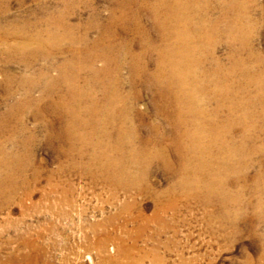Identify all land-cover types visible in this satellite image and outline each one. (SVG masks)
Returning a JSON list of instances; mask_svg holds the SVG:
<instances>
[{
	"label": "rangeland",
	"instance_id": "rangeland-1",
	"mask_svg": "<svg viewBox=\"0 0 264 264\" xmlns=\"http://www.w3.org/2000/svg\"><path fill=\"white\" fill-rule=\"evenodd\" d=\"M65 1L66 2H63V0L62 1L61 0H56V1L55 0H50V1H48V0H0V27H1L0 30L3 29L2 32L4 31L3 33L6 34V32L8 33L9 31H10L9 33L14 32L15 29H19V28L20 29H24V28L27 27V29L29 31V35L33 36V34H34V36H35L36 35V30L39 29V31H40V30H43V29L46 28V26H47L46 23L49 20V18H51L50 15L55 17V16H61L62 14L66 13V14H69V18L67 17V22H69L70 24H73L74 26H77V24L78 25L80 24L78 29L75 32V35L78 36V37H81V36H83L85 34V32H86L85 26L92 19L91 18V17H93L92 15L96 14L97 15V19H98L96 21V23H95L96 24L95 25L96 28H94L95 30L93 29L92 32L89 34L90 41H94L99 36H102V30L101 29H102V26H105V24L107 23L108 17H110L113 14H114L113 16H116V17L118 16L117 20H120V17H121L120 16L121 13L119 12L120 11V9H119L120 3L118 5V2L120 0H116V1L115 0L114 1L113 0H65ZM123 1H125V0H123ZM196 1H197V4L200 6V8L202 10H201V12H197V11L193 12V16L197 15L198 17H201V18L205 17L206 20H204V22H205L204 24L207 25V27L208 26L211 27V22H213V20L214 21H219L220 18H221L220 22L216 26V30H214L218 34H215V32L213 33L214 39L217 40V43H215L216 47L214 46V48H215L214 49V53L215 54H213L214 56L207 58V59H209L208 62H210V63L207 62L208 65H206V68H215L214 64L217 62L219 65H223L221 67H222V69L224 68L225 72H227L228 69L230 70L232 67L236 66L237 69H238L237 74L239 75V77H240L239 73H241V72L243 73V72L246 71L245 73L247 75H256L257 74V76L263 78V80H264V75H263L264 74V59H263L264 58V20H263L264 19V8H262V7H264V0H254L256 2H254L253 0H245L246 2L244 0H231V1H229V0H212L213 2L211 0H199V1L196 0ZM235 3H236V6H235ZM216 4H217V6H216ZM246 5H248L247 8L245 7ZM85 6H87V7H85ZM202 6H205V7H202ZM207 6H209V8H207ZM218 6H220V7H218ZM256 6L259 8V10H258V8ZM115 7H117V8H115ZM228 7H230V9H228ZM235 7H236V9H235ZM65 8L67 10H64ZM204 8H207V9L205 10ZM234 9L236 11H234ZM54 10H56V12ZM144 10L145 9H141V13L140 14H141V16H143V17H141V21H143V24L146 27L152 28L153 33H152V36H151V42H152V40H154L155 44L159 45L160 37H159V35L157 33L160 32V31H158V30H156L154 28L153 22H150V21H152L151 20L152 16H150V13H148V12H146ZM238 10H240V12H238ZM255 10L258 11V12H256ZM214 11H215L216 14L214 13ZM222 11L224 13H222ZM96 12H99V13H96ZM239 13H241V14H239ZM229 15H230V17H229ZM226 16H227V18H226ZM216 17H217V19H216ZM218 17H220V18H218ZM247 17H248V19H247ZM209 18H210V20H208ZM100 20L103 21V22H101ZM29 21L31 22V24H30ZM34 21H35V23L37 25L34 23ZM25 22L26 23L29 22V23L26 24ZM84 23H85V25H84ZM229 23H230V25H229ZM42 24L44 25L43 26L44 28L40 27V26H42ZM14 26H15V28H13ZM29 27H31V28L29 29ZM217 27H218V29H217ZM10 28L12 30H10ZM133 29L134 28H132L131 30H133ZM98 30H99V32H98ZM128 30H130V29H128ZM224 30H225V32H223ZM134 31L133 32L131 31V32H129V34H127L123 30L120 33V30H119V34H121V35H120V38H118L119 36L117 37V40L119 39L118 43H120V42L121 43L130 42L129 43L130 47H128V49L131 51L130 54H132V55L144 52V50L146 51L147 45H148L147 41H146L147 44H145V42H144L145 45L144 44L141 45L142 44L141 40L138 42L137 40H139V38L136 37L137 40H136V38H134V36H139L137 34V30H134ZM3 33L0 34V50L4 48L3 47V38L2 37L5 34H3ZM222 33H224L223 36H222ZM230 34H232V36L235 37L234 43L230 40V36H231ZM157 35H158V38H157ZM222 38H223L224 41L222 40ZM237 38H239V40ZM16 39L17 38L13 37V36L9 37L8 44L9 45L11 44V46H17L19 43H21L22 40H20V39L16 40ZM11 40H12V42H11ZM106 40L107 39H105L103 41V43L105 42L104 45L105 44L107 45L109 43ZM137 42H138V44H136ZM223 42H224V44H223ZM226 42H228V43H226ZM79 45L81 47L80 46H78V47L81 50H83L84 47L81 44H79ZM140 45L142 46V48H141ZM232 45L236 49H234L232 47ZM218 48L220 50H218ZM249 49H251V50H249ZM230 51H231V53H230ZM229 53H230V55H229ZM242 53L245 54V55H243ZM153 54H154V52L150 53V55H149L150 57L148 56V58L146 59V60H150V61L147 62L148 63L147 66H148V70H149L148 72H152L153 70H155L156 66L158 65V62H157V59H156V55H153ZM248 54H250V55H248ZM62 55H64V54H61L60 57L58 58V62L59 63H62V62L66 61V60H68L70 58V56L68 54H65L64 56H62ZM0 57H1L0 61L2 63H3V61L5 63L7 62V61H5V58H3L4 60L2 59V55L1 54H0ZM80 57L84 61H86L82 54H80ZM212 58H213V60H211ZM234 58H235V60H234ZM257 58H259L260 60L259 59L257 60ZM213 61H214V63H213ZM1 62H0V97H1L0 98V116H3L4 114H6L9 111V109L11 108V105H17V103H21V102H23V99H25V92L18 85L19 84L18 79H19L20 75H22L23 73L25 74V68L23 66H21V65H15V64H12V63H9V62H7V64L3 65L4 63L2 64ZM154 63H156V65ZM223 63H225V64H223ZM233 63H234V66L231 65ZM131 64H132L131 63V58H129V59L127 58V62H125V67H124L123 71L121 72V74H122L121 78H122V80H124L123 82H125V83H123V87L124 86L125 87L123 88V91H121V95H123L124 97H127V96L130 97V95L132 96L131 101H129L130 103L128 105L129 106V110H130L129 111V117H131V118H128L129 120H128V123H127L128 125L126 124V129L127 130L131 129L130 131H132V129H133L132 132H135V136H137V137L134 136L135 138H130L129 141H131L133 146L135 145L134 146L135 147V152H137L139 150V152L141 151V153L145 152V150H146V152L150 151V153L161 152L162 147H164V146L167 147L166 148L167 155L169 157H171V160L173 161L172 165L174 166L175 169H172L173 166H170V167L167 166V165L165 166V163L163 161H161V163L163 162L161 164L160 160H155V159L154 160H152V159H148V160H143L142 159V160H140L138 158L139 161H137L138 159L136 158V164H132L131 165L130 163H128L129 166L127 165L129 167V169L131 168L130 171L133 170V172H138V174L141 175V176L143 175L141 177V179H140L141 181L138 182V186H137L136 190L134 189L132 191H126V192L125 191H123V192L122 191H116L115 187L106 184L107 182L105 181L106 180L105 178L107 177V174H104V173H107V172L101 171L102 169H100V167L98 168V166H96V165H95L96 167L94 165H93L94 167L91 166L92 168L91 167L84 168L83 166L86 164L87 161L90 160V158H94L95 162L98 163V164H102V163L104 164V162L106 163V160H105L106 157H110L112 159L114 158L113 161H116L118 159V158H116V157H118V155H111L110 156L107 153V155L105 154V157H104V155H101V154H95V153L93 154L91 148H89V146H88L87 148H88V150L90 152L87 151L86 152L87 154L85 153L87 155V158H86L85 154H83V155H81V153L76 154L77 152L74 154V156H72V157H74L73 159L69 158V156H67L65 154V151H63L64 154L62 153V149L60 148L61 145L59 143L60 140H57V138L54 137V136L52 137L53 139L51 137L49 138L48 135H47V128L45 126L49 125L50 127H54L53 125H56V127L59 128V129H60V127H62V120L59 117L55 118V115H54L53 111L52 112L50 111L54 115V116L52 115V120H53L52 124L48 123V121L51 120V117L50 118L48 117V119H50V120L45 121L44 119L41 118L39 113L34 111V110H33L34 112H32V113H30L31 112V110H30L28 113H23L22 115H19L20 112H18V111L15 112L14 111L16 114L12 113V114H14V117L12 118L13 120L10 119V121L7 122L8 123L7 127H9L8 130H10L11 132L10 131L4 132L3 136L0 138V142L5 144L4 145V151L7 152L8 154L11 152V150L13 152H11L8 157L0 156V159L2 158L1 161H0V166H1L0 168L3 167L2 169H5V168L7 169L8 168V169L13 170L14 173H17V175L15 174L16 177H14L15 180L17 181V183H20L21 186H22V184H26V185L22 186V189H21V192H20L21 194L15 199V200H17L16 202L13 201L11 203V205H9L8 207L5 206L4 209H1V207H0V209H1L0 210V241H1L0 242V264H10L11 262H12L11 264H21V263L24 264L25 262H26L25 264H31V263L32 264H44L45 262H46L45 264H106L108 259L116 258V257H118V255H120V251L122 249L121 248L122 247L121 239H125V238H127V239H125V240H127L126 242H131L130 244L127 243V244H129L127 246L129 248H131L132 251L135 252V253L133 252L132 256H134L133 258L136 260V264H138V263L139 264H155L154 263L155 262L154 261V256L157 255V254L160 255V256L159 255L158 256H159V258H161L163 260L164 264H244L245 260L247 259L246 258L247 256L252 257V259L254 258L253 260H255V261H258L259 258L261 257V254L263 253V250H264V221H263L264 220V217H263L264 216V207L262 206L263 203H264V190L256 182H257V176L260 174V172H261V170L263 168L262 167V163H263L264 156L263 155H256L254 157L253 161H252L253 162V167L250 168L249 170H246L244 176L243 175H239L240 177L242 176V178H239L237 180V176L238 175L235 176V174H232L229 177L230 178V182L228 183L229 186H228L227 191L229 190L230 194L233 192L232 193L233 198L230 200V202H224V203L221 204L220 201H219L220 199H218L216 197L212 198L214 202L212 201V199L206 200L207 199V193H206L207 190L205 188H202V187L197 190L198 191L197 194H195L193 196H190V197H189V194H185L182 191V189H180V190L178 189L174 193L175 197L172 198L173 201L170 199L171 200V202H170L169 201V197H165L162 194L165 195L168 192L167 190H169L172 186H174L180 180V178L182 176L181 175L182 171L180 169L181 166H179V165H181L180 160L182 159L181 156L184 154L183 153L184 151L183 150H178L180 152L181 156H179L180 154L177 151V146H179V144H180V149L182 147L181 141L179 142V140L181 139V136H182V128H181L182 126L179 125V123L176 121L177 120V116L174 114L173 108L170 107L169 105H168V107H166V106L163 105L162 102L159 101L160 95H159L158 91H160V90L157 89V87L153 83H151V81H150V83H148L149 82L148 81L149 80V76L146 75V72L142 73V75L140 74L141 77H137L136 79L133 80V82H131L132 81V79H130L131 78L130 75H132V72H131L132 69L130 68ZM96 65H97L98 68H101V67H103L104 64L101 61H98ZM241 65L243 67H241ZM128 66H129V68H128ZM39 67H41V65L40 66L37 65L35 67V69L32 71L33 74L37 72V69L39 70ZM9 69H11V70H9ZM150 69H152V71ZM258 69L261 70V71H259ZM262 69H263V71H262ZM239 70H240V72H239ZM11 71H12L13 74L11 73ZM22 71H24V72H22ZM15 73H17V74H15ZM85 73L86 74L88 73V74L86 75ZM82 74L83 75L80 78L81 79L80 80V84L82 86H84L85 85L84 83L86 82V79L89 80L88 77L92 78L93 74H92V71H90V70L87 71V72H84ZM5 75L9 76L8 79L9 78L12 79L14 77L15 81L13 80V84H12L11 88H12L13 91L16 90L18 92L17 93L16 91H14L15 95L13 97L9 98V99L7 98V95L5 94L4 86H5V82L7 81V77H5ZM53 75L56 76L57 74L53 73ZM17 76H19V77H17ZM15 78L16 79L18 78L17 81H16ZM126 79H127V81H126ZM81 81H82V83H81ZM138 81H139V84L136 83ZM146 81H147V83H146ZM1 82H2V84H1ZM125 84H128V85H125ZM127 87H129V88H127ZM136 87H137V89H136ZM154 87H156V88H154ZM104 90H105V88H104ZM104 90H101V88L97 90L98 95H99L98 99L100 100V101L97 102V104L98 103L100 104L101 101L103 102V99H104L105 94H106ZM152 90H153V92H152ZM129 91H131L132 93L129 92ZM134 91H135V94H134ZM143 91H144V93H143ZM136 92L137 93L140 92V93H138L139 95L136 94ZM151 92H152V94H151ZM18 95H19V97H18ZM40 96H41L40 90L35 91L33 93V95H32V97H36V98H38ZM16 99H17V101H16ZM134 99H136V100H134ZM12 100H13V102H10ZM134 101H136V102L138 101V102L136 103ZM131 102H133V104ZM152 105H153V107H152ZM215 106H216V103H214L212 105L213 108ZM6 107L8 108V110H7ZM44 107L45 106H42V109ZM119 109L122 110L123 107L120 106ZM13 110H15V109H11L10 111H13ZM131 111L133 113H131ZM148 111H150V113ZM168 111L169 112L171 111V112L169 113ZM29 113H30V115H29ZM25 114H27L28 116L27 115L25 116ZM32 114L33 115L35 114L34 116H36V117L32 116ZM141 115L144 118H142ZM166 115L168 116V118H167ZM33 117L35 119L37 118V120H35ZM134 118H135V120H134ZM146 119H147V121H146ZM17 120H19V121H17ZM171 120H173V121H171ZM174 120L176 121V123H175ZM35 121H37V122H35ZM154 121H157V122L154 123ZM64 122L66 123V121H64ZM9 123H11V124H9ZM25 123H26L27 126L25 125ZM142 124L144 125V127L146 129L142 127L143 126ZM36 125H37V127H36ZM59 125H60V127H59ZM161 126H162V128H161ZM15 128H16V130H15ZM35 128H36V130H35ZM156 128H157L158 131L156 130ZM175 128H177V129H175ZM156 131H157V134H156ZM24 132H26V134ZM53 132H54V130H53ZM55 132H58V131L55 130ZM158 132H160V133H158ZM168 132H170V134ZM175 132H177V133H175ZM34 133H36V134H34ZM238 133H240V132L237 131L235 133V136L237 135L236 136L237 139H240L241 134H238ZM37 134H38V136H36ZM165 134L167 136H165ZM9 135H10V137H9ZM154 135H156V136L159 135V137H156ZM31 136H32V139L30 138ZM33 136H34V140H33ZM2 138H4V139H2ZM158 138H159V140H158ZM20 139H22V140H20ZM174 139H177V140L175 141ZM2 140H4V141H2ZM27 140H28V143H27ZM43 140L45 142H43ZM24 141H26V142H24ZM32 141H34L35 143L37 142V143L36 144L34 142L32 143ZM99 141L102 142V143H107L103 138H100ZM142 141H143V143H142ZM170 142H172V143H170ZM14 143L15 144L18 143V145L16 146ZM22 144H24V145H22ZM147 144L149 146H147ZM153 144H154V146H153ZM262 144H263V141H262V143L261 142L259 143V141H258L256 144H250V147L260 146ZM59 145H60V147H59ZM31 147L33 149H31ZM15 148H16V150H15ZM64 149H68V147L65 146ZM22 151H24V152L21 153ZM26 151H27V153H26ZM14 152L16 154H14ZM18 154H20V155H18ZM126 155L127 154H125L123 156H126ZM27 156H28V158H27ZM79 156H81V157H79ZM33 157H35V158H33ZM59 157L60 158L62 157V158L60 159ZM75 157L78 158V159L75 160ZM183 157H184V155H183ZM6 158H8L10 160H8V161L4 160ZM24 158H26V159H24ZM126 158H127V160H125V161H128L130 159L128 157V155L125 157V159ZM22 160H25V161H22ZM107 160L109 161V159H107ZM2 161H6V163H7L6 166L2 163ZM58 161H60V162H58ZM72 161H74V162H72ZM259 161H260V163H259ZM71 163H74V164H71ZM137 163L139 164V166H138ZM68 164H70L69 167L67 166ZM257 164L259 165V168H258ZM33 165H36V166L34 167ZM81 165H82L83 168L80 167ZM23 166H26V167H23ZM72 166H75V167H72ZM177 167H178V169H177ZM27 168L30 171L29 173H28V169ZM94 169H96V170H94ZM134 169L137 170V171H134ZM256 169H258V170H256ZM75 171L77 173H75ZM57 172H58V174H57ZM172 173H174L175 175L172 174ZM26 174H27V176H26ZM39 174H41V175H39ZM86 174H88V175H86ZM91 174H92L93 178H92ZM254 174H255V176H254ZM20 176H21L22 179L20 178ZM87 176H88V178H87ZM97 176H99V177H97ZM176 176H178L179 178L176 177ZM26 177L28 179H26ZM90 177H91V181L89 179ZM171 177H174V178H171ZM29 179L31 180V182H30ZM101 181H102V183H101ZM35 182H37V183H35ZM97 183H99V185ZM48 184H50V186L53 185L52 187H54V188L51 187L52 188L51 189ZM152 184H154V185H152ZM244 184H245V186H243ZM27 188H30L29 190L32 191V192H29V190ZM109 188L111 189V191H109L110 190ZM249 188H250V191H249ZM140 189H142V190H140ZM152 189H154V190H152ZM259 189H261V190H259ZM33 190H34V192H33ZM135 191H137V192H135ZM177 191H178V193H177ZM117 192H118V195L116 194ZM29 193H30V195H29ZM132 193H134V194H132ZM153 193H154V196H153ZM141 194H142V196H141ZM157 194L163 196L162 198H160V201H159L158 198H154V197H157L156 196ZM237 194L239 195V198H238ZM27 195H29V196H27ZM130 195H132V196H130ZM244 195H246V196H244ZM249 195H250V197H249ZM129 196L131 198H129ZM178 196H179V198H178ZM133 197L134 198L136 197V198L134 199ZM185 198H186V200H185ZM139 199H140V201H138ZM154 199H155V201H154ZM131 200H132V203L130 202ZM246 200H248V201H246ZM1 203L2 202L0 201V204ZM175 203H176V206H175ZM245 203L247 205H244ZM126 204H128V205L126 206ZM159 204H161V206L163 204L162 207H164V210L165 211L167 210V212L162 211L161 214L159 213L160 215L157 216ZM191 204H192V206H191ZM134 205H135V207H134ZM125 206L126 207H130L129 210L125 211L123 214H120L122 212V209ZM171 207H172V209H171ZM165 208H167V209H165ZM205 208H207V209H205ZM119 210H121V211H119ZM130 211H132V212H130ZM139 211H141L142 213L139 212ZM235 211H236V213H235ZM237 212H240V213H237ZM244 212H245V214H244ZM139 213L142 216H144V217L141 218ZM228 213L231 216H229ZM119 214H120V216H119ZM226 214H227L229 219L227 218ZM162 215H163V217L161 218ZM250 216L252 218H250ZM137 218H140V220L137 219ZM144 218H146L147 220L144 219ZM158 218H160V219H158ZM210 218H211L212 222L210 221ZM151 219H152V221H151ZM231 219L233 221H231ZM109 220H111V222ZM117 220H119V221H117ZM157 220H158V222H157ZM169 220H170V222H169ZM234 220L237 221V223ZM159 221H160V223H159ZM161 221H163V222H161ZM174 221H175V223H174ZM217 221H218V223H217ZM205 222H207V223H205ZM230 222L231 223L233 222L232 225L230 224ZM105 223H107V224H105ZM115 223H116V226H115ZM145 223H148V224L150 223V224L148 225V224H145ZM152 223H153V226H152ZM154 223H155V225H154ZM228 223L230 224V226H229ZM102 224H103V226L100 227ZM127 224H129V225H127ZM143 224H145L144 227H143ZM211 224H213V225H211ZM146 225H147L148 231L146 229ZM150 225H151L152 229L150 228ZM106 226H108V227H106ZM172 226H174V227L176 226V227L174 228ZM241 226H242V228H241ZM208 227H210V228H208ZM163 228H165V229H163ZM218 228H221L222 230L221 229L219 230ZM225 228H227V229H225ZM228 228H230V230ZM259 228H260V230H259ZM97 229H98V231H97ZM153 229H156V230H153ZM165 230H167V231H165ZM175 230H177V231H175ZM212 230H213V232H212ZM123 231H125V232L123 233ZM140 231H141V233H140ZM225 231H226V233H225ZM113 232H114V234H113ZM126 233H127V235H126ZM135 233H137V234H135ZM249 233H250V235H249ZM158 234H159V236H158ZM225 234H227V237H226ZM38 236H40V237H38ZM31 237H32L33 240L31 239ZM143 237H144V239H143ZM219 237H221V238H219ZM115 238H116V240H115ZM156 238H159V239H156ZM41 239L43 240V242L41 241ZM102 239H103V241H102ZM118 239H120V240H118ZM26 240H27V242H25ZM118 241H120V242H118ZM99 242L100 243L103 242V244H98ZM133 242H134L135 245H137L135 248L132 247ZM29 243H31V244H29ZM154 246L157 247L156 248V249H158V250H156L157 252L154 251V250L152 251V249H155ZM164 246H166V247H164ZM26 247L27 248L29 247L30 250H29V248L27 249ZM32 248H34V249H32ZM146 250H147V252H146ZM152 252H154V253H152ZM22 253H23V255H21ZM150 253L153 256H151ZM145 254L148 255V256H145ZM12 255H14V256H12ZM29 255L31 257H29ZM138 255H140V256H138ZM24 256H25V259L23 258ZM32 256H33V259H32ZM42 256L45 257V260H44V258ZM256 256H258V257H256ZM14 257L15 258L18 257L17 260ZM39 257L41 258V260L39 259ZM13 258L16 260V262H15V260ZM31 259H32V261H31ZM137 259L139 261H137ZM150 259H152V260H150ZM34 260H36V262L37 261H39V262L36 263ZM135 260H134V263H135ZM42 261H44V262H42ZM104 261H106V262H104ZM122 261H124V262H128L129 261L131 264H133L132 260L130 261L128 259H124Z\"/></svg>",
	"mask_w": 264,
	"mask_h": 264
},
{
	"label": "bare ground",
	"instance_id": "bare-ground-1",
	"mask_svg": "<svg viewBox=\"0 0 264 264\" xmlns=\"http://www.w3.org/2000/svg\"><path fill=\"white\" fill-rule=\"evenodd\" d=\"M50 1V0H48ZM56 1V0H55ZM62 1V0H61ZM114 1V0H113ZM116 1V0H115ZM199 1V0H198ZM212 1V0H211ZM231 1V0H229ZM245 1V0H244ZM254 1V0H253ZM63 2H66L63 0ZM71 2V1H70ZM91 2V1H90ZM204 2V1H203ZM213 2V1H212ZM211 2V3H212ZM235 2V1H234ZM246 2V1H245ZM250 2V1H249ZM256 2V1H254ZM60 3V2H59ZM69 3V2H68ZM112 3V2H111ZM115 3V2H114ZM120 3V5H119ZM224 3V2H223ZM231 3V2H230ZM240 3V2H239ZM243 3V2H242ZM63 4V3H62ZM206 4V3H205ZM210 4V3H209ZM208 4V5H209ZM213 4V3H212ZM228 4V3H227ZM226 4V5H227ZM66 5V4H65ZM83 5V4H82ZM121 17L120 20H117L118 16L111 15L108 17V21L105 26H102V36H99L94 41H90L89 34L95 27V23L98 20L97 15L94 14L91 17L92 19L85 26V34L81 37L75 35L76 30L79 25L74 26L67 22V17L69 14H62L61 16H51L47 21V26L43 30H36V35H29V31L26 28L24 29H15L12 33H3L0 30V34H5L3 38V49L0 50L2 59L5 58V61L21 65L25 68V74L17 76L19 77V87L22 88L25 92V99L23 102L17 103V105H11L9 111L0 116V138L3 136V133L8 130V123L10 119L14 117L15 112H20L19 115L23 113H28L30 110L32 112L36 111L39 113L42 119L48 121V117H51V120L48 123H53L52 120V111L56 117H59L62 120V127L57 128L45 126L47 128L48 137L52 138L53 136L60 140L59 147L69 158H74V154L81 153L85 154L89 148H91L93 154L104 155H118L116 161H113L114 158L106 157V163L98 164L95 162L94 158H90L89 161L83 166L84 168H89L91 166H98L101 171L107 172V177L105 178L106 184L115 187L116 191H132L136 190L138 182L141 181V175L138 172L130 171L128 163L136 164V158L140 160H160L165 163V166H173L171 157L167 155L166 148L162 147L161 152H135V145L131 143L130 138H135V132L126 129V124L128 123L129 117V101H131L132 96L130 95L124 97L121 95L123 91V82L121 78V72L125 67V62L127 58H131V69L132 75L130 79L133 82L137 77H141L140 74L146 72V75L149 76V82L153 83L157 89H159L160 99L159 101L163 103L164 106L173 108L174 114L177 116V122L182 128V136L179 142L181 141L182 147L180 149V144L177 146L178 150H183L184 153L181 162V178L180 180L172 186L168 192L163 196L169 197L171 202L172 198L175 197L174 193L176 190L182 189L185 194L193 196L198 193L199 188H205L207 190V199L210 200L214 197L220 199V203L230 202L233 198L232 193H229L228 186L230 182V176L235 174L237 180L240 177L239 175H245L246 170H249L253 167V159L256 155L264 156V80L263 78L256 75H247L245 72H241L240 77L237 74L238 69L234 66V63L231 64L232 67L225 72L224 68L217 62L214 64L215 68H206L208 57L214 56V46L217 43V40L214 39L213 33L216 30V26L221 20L211 22V27L205 25L204 20L206 18L198 17L197 15L193 16V12H201L200 6L197 4L196 0H120L118 2ZM245 5V4H244ZM250 5V4H249ZM63 6V5H62ZM67 6V5H66ZM77 6V5H76ZM79 6V5H78ZM93 6V5H92ZM217 6V4H216ZM231 6V5H230ZM236 6V3H235ZM238 6V5H237ZM248 5L245 7L247 8ZM254 6V5H253ZM65 7V6H64ZM87 7V6H85ZM91 7V6H90ZM205 7V6H202ZM220 7V6H218ZM240 7V6H239ZM257 7V6H256ZM262 7V6H261ZM67 8V7H66ZM64 10H67V9ZM79 8V7H78ZM117 8V7H115ZM209 8V6H207ZM207 8H204L205 10ZM215 8V7H214ZM238 8V7H237ZM242 8V7H241ZM245 8V9H246ZM250 8V7H249ZM255 8V7H254ZM253 8V9H254ZM258 8V7H257ZM264 8V7H262ZM60 9V8H59ZM58 9V10H59ZM62 9V8H61ZM114 9V8H113ZM141 9L150 13L153 26L159 37V45L155 44V41L152 40V28H148L141 21ZM220 9V8H219ZM224 9V8H223ZM230 9V7H228ZM236 9V7H235ZM234 9V11H236ZM244 9V8H243ZM251 9V8H250ZM81 10V9H80ZM222 10V9H221ZM220 10V11H221ZM227 10V9H226ZM225 10V11H226ZM259 10V8H258ZM56 12V10H54ZM114 11V10H113ZM208 11V10H207ZM210 11V10H209ZM213 11V10H212ZM256 11V10H255ZM46 12V11H45ZM58 12V11H57ZM61 12V11H60ZM59 12V13H60ZM73 12V11H72ZM117 12V11H116ZM143 12V11H142ZM231 12V11H230ZM240 12V10H238ZM242 12V11H241ZM245 12V11H244ZM252 12V11H251ZM258 12V11H256ZM75 13V12H74ZM73 13V14H74ZM99 13V12H96ZM215 13V11H214ZM222 13H224L222 11ZM235 13V12H234ZM249 13V12H248ZM48 14V13H47ZM46 14V15H47ZM78 14V13H77ZM111 14V13H110ZM212 14V13H211ZM210 14V15H211ZM216 14V13H215ZM238 14V13H237ZM241 14V13H239ZM245 14V13H244ZM243 14V15H244ZM254 14V13H253ZM260 14V13H259ZM57 15V14H56ZM60 15V14H59ZM205 15V14H204ZM213 15V14H212ZM211 15V16H212ZM246 15V14H245ZM250 15V14H249ZM208 16V15H207ZM210 16V17H211ZM225 16V15H224ZM228 16V15H227ZM226 16V18H227ZM240 16V15H239ZM261 16V15H260ZM49 17V16H48ZM76 17V16H75ZM196 17V18H195ZM213 17V16H212ZM211 17V18H212ZM230 17V15H229ZM237 17V16H236ZM235 17V18H236ZM149 18V17H148ZM215 18V17H214ZM213 18V19H214ZM243 18V17H242ZM255 18V17H254ZM145 19V18H144ZM143 19V20H144ZM197 19V20H196ZM217 19V17H216ZM234 19V18H233ZM238 19V18H237ZM248 19V17H247ZM102 20V19H101ZM100 20V21H101ZM106 20V19H105ZM148 20V19H147ZM197 22H196V21ZM210 20V18L208 19ZM229 20V19H228ZM246 20V19H245ZM264 20V19H263ZM24 21V20H23ZM40 21V20H39ZM38 21V22H39ZM149 21V20H148ZM212 21V20H211ZM240 21V20H239ZM30 22V21H29ZM27 22V23H29ZM78 22V21H77ZM103 22V21H101ZM223 22V21H222ZM229 22V21H228ZM233 22V21H232ZM256 22V21H255ZM26 23V22H25ZM26 23V24H27ZM35 23V21H34ZM145 23V22H144ZM207 23V22H206ZM239 23V22H238ZM22 24V23H21ZM31 24V22H30ZM36 24V23H35ZM40 24V23H39ZM149 24V23H148ZM247 24V23H246ZM254 24V23H253ZM12 25V24H11ZM14 25V24H13ZM23 25V24H22ZM37 25V24H36ZM76 25V24H75ZM85 25V23H84ZM220 25V24H219ZM225 25V24H224ZM227 25V24H226ZM230 25V23H229ZM233 25V24H232ZM251 25V24H250ZM29 26V25H28ZM44 25L42 24L43 27ZM255 26V25H254ZM257 26V25H256ZM21 27V26H20ZM33 27V26H32ZM36 27V26H35ZM82 27V26H81ZM120 29H119V28ZM239 27V26H238ZM248 27V26H247ZM259 27V26H258ZM1 28V27H0ZM15 28V26L13 27ZM31 27H29L30 29ZM38 28V27H37ZM36 28V29H37ZM44 28V27H43ZM101 28V27H100ZM130 30H128V29ZM134 28L133 30H131ZM8 29V28H7ZM34 29V28H33ZM32 29V30H33ZM41 29V28H40ZM83 29V28H82ZM120 33L123 30L127 34L137 30L139 36V42L141 40L142 44H147V49L144 52L139 54H130V42L128 43H118L120 38ZM218 29V27H217ZM222 29V28H221ZM231 29V28H230ZM236 29V28H235ZM241 29V28H240ZM246 29V28H245ZM10 30H12L10 28ZM95 30V29H94ZM100 30V29H99ZM98 30V32H99ZM242 30V29H241ZM31 31V30H30ZM34 31V30H33ZM79 31V30H78ZM77 31V32H78ZM32 32V31H31ZM83 32V31H82ZM97 32V33H98ZM135 32V31H134ZM225 32V30L223 31ZM227 32V31H226ZM231 32V31H230ZM241 32V31H240ZM96 33V34H97ZM155 33V34H156ZM234 33V32H233ZM236 33V32H235ZM247 33V32H246ZM123 34V33H122ZM134 34V33H133ZM136 34V33H135ZM154 34V35H155ZM215 34H218L215 32ZM224 33H222L223 36ZM238 34V33H237ZM100 35V34H99ZM157 35V38H158ZM230 40L234 43L235 37L230 34ZM249 35V34H248ZM253 35V34H252ZM16 37L18 40H22L17 46H11L8 44L9 37ZM133 36V35H132ZM156 36V35H155ZM245 36V35H244ZM251 36V35H250ZM249 36V37H250ZM253 37V36H252ZM123 38V37H122ZM121 38V39H122ZM132 38V37H131ZM225 38V37H224ZM240 38V37H239ZM239 38H237L239 40ZM14 39V38H13ZM16 39V40H17ZM107 39L109 43L104 45L103 41ZM155 39V38H154ZM219 39V38H218ZM246 39V38H245ZM220 40V39H219ZM223 40V38H222ZM250 40V39H249ZM248 40V41H249ZM124 41V40H123ZM130 41V40H129ZM224 41V40H223ZM237 41V40H236ZM12 42V40H11ZM138 42L136 44H138ZM219 42V41H218ZM231 42V43H232ZM157 43V42H156ZM221 43V42H220ZM228 43V42H226ZM232 43V44H233ZM246 43V42H245ZM81 44L84 48L81 50L78 46ZM140 44V43H139ZM144 44V45H145ZM224 44V42H223ZM230 44V43H229ZM236 44V43H235ZM140 45V46H141ZM227 45V44H226ZM238 45V44H237ZM244 45V44H243ZM249 45V44H248ZM222 46V45H221ZM225 46V45H224ZM223 46V47H224ZM228 46V45H227ZM241 46V45H240ZM81 47V46H80ZM138 47V46H137ZM216 47V46H215ZM233 47V45H232ZM242 47V46H241ZM251 47V46H250ZM134 48V47H133ZM142 48V46H141ZM140 48V49H141ZM222 48V47H221ZM234 48V47H233ZM217 49V48H216ZM236 49V48H234ZM247 49V48H246ZM142 50V49H141ZM218 50H220L218 48ZM245 50V49H244ZM251 50V49H249ZM138 51V50H137ZM234 51V50H233ZM156 55L158 65L156 69L152 72H148V61L146 60L150 53ZM217 52V51H216ZM244 52V51H243ZM138 53V52H137ZM231 53V51H230ZM229 53V55H230ZM237 53V52H236ZM246 53V52H245ZM248 53V52H247ZM254 53V52H253ZM256 53V52H255ZM61 54H68L70 58L62 63L58 62V58ZM80 54L83 55L84 61ZM243 54V53H242ZM62 55V56H64ZM219 55V54H218ZM245 55V54H243ZM242 55V56H243ZM250 55V54H248ZM61 56V57H62ZM150 57V56H149ZM227 57V56H226ZM230 57V56H229ZM234 57V56H233ZM237 57V56H236ZM260 57V56H259ZM1 58V57H0ZM215 58V57H214ZM154 59V58H153ZM225 59V58H224ZM229 59V58H228ZM259 58H257L258 60ZM264 59V58H263ZM4 60V59H3ZM63 60V59H62ZM213 60V58L211 59ZM232 60V59H231ZM235 60V58H234ZM260 60V59H259ZM101 61L104 65L101 68L97 67V62ZM130 61V60H129ZM226 61V60H225ZM233 61V60H232ZM251 61V60H250ZM1 62V61H0ZM3 61V65L7 64ZM241 62V61H240ZM210 63V62H208ZM214 63V61H213ZM232 63V62H231ZM257 63V62H256ZM129 64V63H128ZM151 64V63H150ZM156 65V63H154ZM225 64V63H223ZM37 65H41L39 70L33 74V70ZM86 65V66H85ZM99 65V64H98ZM127 65V64H126ZM230 65V66H231ZM240 65V64H239ZM10 66V65H9ZM102 66V65H101ZM150 66V65H149ZM245 66V65H244ZM153 67V66H152ZM241 67H243L241 65ZM250 67V66H249ZM257 67V66H256ZM9 68V67H8ZM18 68V67H17ZM20 68V67H19ZM129 68V66H128ZM150 68V67H149ZM229 68V67H228ZM253 68V67H252ZM263 68V67H262ZM154 69V68H153ZM11 70V69H9ZM92 71L93 77L86 79L85 85L80 84V78L82 73L87 71ZM253 70V69H252ZM259 70V69H258ZM261 71V70H259ZM263 71V69H262ZM4 72V71H3ZM24 72V71H22ZM240 72V70H239ZM12 73V71H11ZM53 73L57 75L54 76ZM89 73V72H88ZM87 73V74H88ZM257 73V72H256ZM9 74V73H8ZM13 74V73H12ZM17 74V73H15ZM14 74V75H15ZM19 74V73H18ZM33 74V75H32ZM86 74V73H85ZM86 74V75H87ZM237 74V75H236ZM251 74V73H250ZM255 74V73H254ZM259 74V73H258ZM91 75V74H90ZM145 75V76H146ZM260 75V74H259ZM264 75V74H263ZM89 76V75H88ZM239 78H238V77ZM5 82V94L7 98H11L15 95L16 90H12L11 86L13 84L14 77L8 79ZM125 77V76H124ZM143 77V76H142ZM87 78V77H86ZM107 78V79H106ZM148 78V77H147ZM16 79V78H15ZM16 79V81H17ZM141 79V78H140ZM139 79V80H140ZM143 79V78H142ZM106 80V81H105ZM4 81V80H3ZM2 81V82H3ZM15 81V80H14ZM127 81V79H126ZM130 81V80H129ZM1 82V84H2ZM84 82V81H83ZM142 82V81H141ZM140 82V83H141ZM145 82V81H144ZM82 83V81H81ZM139 84V81L136 82ZM147 83V81H146ZM15 84V83H14ZM135 84V83H134ZM133 84V85H134ZM4 85V84H3ZM16 85V84H15ZM14 85V86H15ZM128 85V84H125ZM149 85V84H148ZM137 86V85H136ZM2 87V86H1ZM18 87V88H19ZM139 87V86H138ZM141 87V86H140ZM154 87V88H156ZM14 88V87H13ZM19 88V89H20ZM104 90L105 88V97L101 105L97 102L98 99L97 90ZM129 88V87H127ZM134 88V87H133ZM142 88V87H141ZM140 88V89H141ZM18 89V90H19ZM137 89V87H136ZM143 89V88H142ZM145 89V88H144ZM152 89V88H151ZM37 90H40L41 96L36 98L32 97L33 93ZM103 91V92H104ZM141 91V90H140ZM151 91V90H150ZM149 91V92H150ZM156 91V90H155ZM3 92V91H2ZM17 92V91H16ZM131 92V91H129ZM142 92V91H141ZM153 92V90H152ZM151 92V94H152ZM18 93V92H17ZM21 93V92H20ZM132 93V92H131ZM140 93V92H138ZM136 92V94H138ZM144 93V91H143ZM123 94V93H122ZM135 94V91H134ZM150 94V95H151ZM5 95V96H6ZM125 95V94H124ZM128 95V94H127ZM139 95V94H138ZM17 96V95H16ZM143 96V95H142ZM152 96V95H151ZM19 97V95H18ZM103 97V96H102ZM136 97V96H135ZM138 97V96H137ZM1 98V97H0ZM5 98V97H4ZM152 98V97H151ZM6 99V98H5ZM7 99V100H8ZM98 99V100H97ZM101 99V98H100ZM137 99V98H136ZM134 99V100H136ZM157 99V98H156ZM153 100V99H152ZM15 101V100H14ZM17 101V99H16ZM133 101V100H132ZM7 102V101H6ZM10 102H13L10 101ZM136 102V101H134ZM138 102V101H137ZM136 102V103H137ZM152 102V101H151ZM133 104V102H131ZM216 103V106L213 108L212 105ZM6 104V103H5ZM15 104V103H14ZM153 104V103H152ZM160 104V103H159ZM7 105V104H6ZM5 105V106H6ZM162 105V106H163ZM42 106H45L42 109ZM123 109H119V107ZM135 106V105H134ZM151 106V105H150ZM163 106V107H164ZM153 107V105H152ZM151 107V108H152ZM7 108V107H6ZM131 108V107H130ZM150 108V107H149ZM165 108V107H164ZM171 108V109H172ZM11 109H15L10 111ZM41 109V110H40ZM155 109V108H154ZM8 110V108H7ZM34 110V111H33ZM151 110V109H150ZM160 110V109H159ZM165 110V109H164ZM15 111V112H14ZM51 111V112H50ZM136 111V110H135ZM156 111V110H155ZM127 112V113H126ZM150 113V111H148ZM164 112V111H163ZM167 112V111H166ZM169 112V111H168ZM171 112V111H170ZM169 112V113H170ZM29 113V115H30ZM131 113H133L131 111ZM159 113V112H158ZM2 114V113H1ZM16 114V113H15ZM141 114V113H140ZM143 114V113H142ZM147 114V113H146ZM145 114V115H146ZM165 114V113H164ZM18 115V116H19ZM27 114H25L26 116ZM35 115V114H34ZM32 114V116H34ZM53 115V116H54ZM134 115V114H133ZM139 115V114H138ZM150 115V114H149ZM163 115V114H162ZM161 115V116H162ZM169 115V114H168ZM17 116V115H16ZM28 116V115H27ZM131 116V115H130ZM142 116V115H141ZM152 116V115H151ZM156 116V115H155ZM164 116V115H163ZM167 116V115H166ZM165 116V117H166ZM36 117V116H34ZM33 117V118H34ZM40 118V119H41ZM138 118V117H137ZM142 118H144L142 116ZM162 118V117H161ZM168 118V116H167ZM35 119V118H34ZM149 119V118H148ZM166 119V118H165ZM13 120V119H12ZM37 120V118L35 119ZM39 120V119H38ZM135 120V118H134ZM137 120V119H136ZM141 120V119H140ZM161 120V119H160ZM16 121V120H15ZM19 121V120H17ZM25 121V120H24ZM66 121V123L64 122ZM133 121V120H132ZM147 121V119H146ZM166 121V120H165ZM173 121V120H171ZM170 121V122H171ZM175 121V120H174ZM175 121V123H176ZM22 122V121H21ZM26 122V121H25ZM37 122V121H35ZM65 124H64V123ZM137 122V121H136ZM157 121H154V123ZM167 122V121H166ZM12 123V122H11ZM9 123V124H11ZM55 123V122H54ZM149 123V122H148ZM161 123V122H160ZM168 123V122H167ZM166 123V124H167ZM15 124V123H14ZM37 124V123H36ZM39 124V123H38ZM165 124V123H164ZM172 124V123H171ZM26 125V123H25ZM45 125V124H44ZM128 125V124H127ZM137 125V124H136ZM143 125V124H142ZM156 125V124H155ZM162 125V124H161ZM168 125V124H167ZM13 126V125H12ZM16 126V125H15ZM18 126V125H17ZM23 126V125H22ZM27 126V125H26ZM40 126V125H39ZM21 127V126H20ZM37 127V125H36ZM131 127V126H130ZM129 127V128H130ZM143 128L144 125L142 126ZM150 127V126H149ZM153 127V126H152ZM151 127V128H152ZM159 127V126H158ZM177 127V126H176ZM179 127V128H180ZM11 128V127H10ZM27 128V127H26ZM42 128V127H41ZM162 128V126H161ZM166 128V127H165ZM164 128V129H165ZM172 128V127H171ZM170 128V129H171ZM180 128V129H181ZM12 129V128H11ZM22 129V128H21ZM28 129V128H27ZM33 129V128H32ZM146 129V128H145ZM144 129V130H145ZM159 129V128H158ZM163 129V130H164ZM169 129V130H170ZM174 129V128H173ZM177 129V128H175ZM16 130V128H15ZM20 130V129H19ZM36 130V128H35ZM45 130V129H44ZM55 132L57 130L58 132ZM157 130V128H156ZM160 130V129H159ZM162 130V129H161ZM168 130V129H167ZM29 131V130H28ZM149 131V130H148ZM151 131V130H150ZM158 131V130H157ZM156 131V134H157ZM165 131V130H164ZM177 131V130H176ZM240 132V139H237L236 132ZM11 132V131H10ZM40 132V131H39ZM8 133V132H7ZM6 133V134H7ZM26 134V132H24ZM33 133V132H32ZM155 133V132H154ZM160 133V132H158ZM170 134V132H168ZM177 133V132H175ZM181 133V132H180ZM16 134V133H15ZM24 134V135H25ZM36 134V133H34ZM33 134V135H34ZM45 134V133H44ZM153 134V133H152ZM173 134V133H172ZM13 135V134H12ZM28 135V134H27ZM30 135V134H29ZM137 135V134H136ZM163 135V134H162ZM174 135V134H173ZM8 136V135H7ZM23 136V135H22ZM38 136V134L36 135ZM132 136V137H131ZM135 136V137H134ZM144 136V135H143ZM149 136V135H148ZM156 136V135H154ZM165 136H167L165 134ZM5 137V136H4ZM10 137V135H9ZM12 137V136H11ZM16 137V136H15ZM20 137V136H19ZM26 137V136H25ZM156 137H159L156 136ZM164 137V136H163ZM162 137V138H163ZM170 137V136H169ZM175 137V136H174ZM173 137V138H174ZM239 137V136H238ZM13 138V137H12ZM11 138V139H12ZM24 138V137H23ZM32 139V136L30 137ZM37 138V137H36ZM39 138V137H38ZM43 138V137H42ZM100 138H103L107 143H102L99 141ZM149 138V137H148ZM154 138V137H153ZM165 138V137H164ZM178 138V137H177ZM180 138V137H179ZM4 139V138H2ZM8 139V138H7ZM10 139V138H9ZM16 139V138H15ZM14 139V140H15ZM53 139V138H52ZM138 139V138H137ZM22 140V139H20ZM34 140V136H33ZM36 140V139H35ZM56 140V139H55ZM141 140V139H140ZM151 140V139H150ZM159 140V138H158ZM164 140V139H163ZM166 140V139H165ZM175 141L177 139H174ZM4 141V140H2ZM37 141V140H36ZM39 141V140H38ZM135 141V140H134ZM146 141V140H145ZM167 141V140H166ZM170 141V140H169ZM263 141V144L260 146L250 147V144H256ZM12 142V141H11ZM10 142V143H11ZM26 142V141H24ZM34 141H32L33 143ZM43 142H45L43 140ZM52 142V141H51ZM148 142V141H147ZM174 142V141H173ZM178 142V143H179ZM6 143V142H5ZM23 143V142H22ZM28 143V140H27ZM31 143V144H32ZM35 143V142H34ZM37 143V142H36ZM35 143V144H36ZM49 143V142H48ZM54 143V142H53ZM136 143V142H135ZM141 143V142H140ZM143 143V141H142ZM172 143V142H170ZM15 144V143H14ZM52 144V143H51ZM55 144V143H54ZM53 144V145H54ZM145 144V143H144ZM156 144V143H155ZM159 144V143H158ZM4 145L0 142V156L8 157L11 152L8 154L4 151ZM16 146L18 145L15 144ZM24 145V144H22ZM141 145V144H140ZM157 145V144H156ZM169 145V144H168ZM249 145V146H248ZM27 146V145H26ZM25 146V147H26ZM67 146L68 149H64ZM139 146V145H138ZM147 146H149L147 144ZM154 146V144H153ZM152 146V147H153ZM160 146V145H159ZM24 147V148H25ZM176 147V146H175ZM179 147V148H178ZM23 148V147H22ZM28 148V147H27ZM143 148V147H142ZM145 148V147H144ZM12 149V148H11ZM18 149V148H17ZM29 149V148H28ZM27 149V150H28ZM31 149H33L31 147ZM64 149V150H63ZM152 149V148H151ZM158 149V148H157ZM175 149V148H174ZM16 150V148H15ZM19 150V149H18ZM26 150V149H25ZM60 150V149H59ZM142 150V149H141ZM20 151V150H19ZM61 151V150H60ZM170 151V150H169ZM173 151V150H172ZM22 151L21 153H23ZM32 152V151H31ZM90 152V151H89ZM171 152V151H170ZM20 153V152H19ZM27 153V151H26ZM35 153V152H34ZM14 154H16L14 152ZM64 154V153H63ZM87 154V153H86ZM85 154V155H86ZM127 154L130 158L128 161ZM20 155V154H18ZM27 155V154H26ZM33 155V154H32ZM35 155V154H34ZM61 155V154H60ZM65 155V156H66ZM171 155V154H170ZM15 156V155H14ZM36 156V155H35ZM64 156V155H63ZM71 156V157H70ZM91 156V155H90ZM89 156V157H90ZM178 156V155H177ZM13 157V156H12ZM81 157V156H79ZM83 157V156H82ZM92 157V156H91ZM95 157V156H94ZM175 157V156H174ZM258 157V156H257ZM28 158V156H27ZM31 158V157H30ZM35 158V157H33ZM60 158V157H59ZM62 158V157H61ZM60 158V159H61ZM87 158V155H86ZM101 158V157H100ZM2 159V158H1ZM0 159V161H1ZM14 159V158H13ZM21 159V158H20ZM23 159V158H22ZM26 159V158H24ZM32 159V158H31ZM64 159V158H63ZM67 159V158H66ZM78 159L75 157V160ZM81 159V158H80ZM99 159V158H98ZM109 159V161L107 160ZM139 159L137 161H139ZM6 161L10 160L8 158L4 159ZM103 160V159H102ZM101 160V161H102ZM175 160V159H174ZM6 161L2 163L6 166ZM19 161V160H18ZM25 161V160H22ZM33 161V160H32ZM66 161V160H65ZM78 161V160H77ZM76 161V162H77ZM150 161V160H149ZM148 161V162H149ZM11 162V161H10ZM16 162V161H15ZM27 162V161H26ZM25 162V163H26ZM60 162V161H58ZM74 162V161H72ZM113 162V163H112ZM162 162V163H163ZM179 162V161H178ZM257 162V161H256ZM9 163V162H8ZM20 163V162H19ZM24 163V162H23ZM22 163V164H23ZM29 163V162H28ZM31 163V162H30ZM69 163V162H68ZM82 163V162H81ZM161 163V164H162ZM260 163V161H259ZM34 164V163H33ZM74 164V163H71ZM138 164V163H137ZM145 164V163H144ZM174 164V163H173ZM178 164V163H177ZM176 164V165H177ZM24 165V164H23ZM31 165V164H30ZM63 165V164H62ZM128 165V166H127ZM150 165V164H149ZM155 165V164H154ZM258 165V164H257ZM11 166V165H10ZM13 166V165H12ZM28 166V165H27ZM34 167L36 165H33ZM32 166V167H33ZM61 166V165H60ZM68 167L70 164L67 165ZM93 166V167H94ZM95 166V167H96ZM135 166V165H134ZM139 166V164H138ZM144 166V165H143ZM1 167V166H0ZM17 167V166H16ZM19 167V166H18ZM26 167V166H23ZM22 167V168H23ZM65 167V166H64ZM75 167V166H72ZM79 167V166H78ZM82 167V165L80 166ZM82 167V168H83ZM128 167V168H127ZM145 167V166H144ZM262 170L257 176V184L264 190V159L262 163ZM3 168V167H2ZM0 168V204L1 209H4L5 206L11 205L21 193L23 185L17 183L14 177L15 174L11 169H2ZM29 168V167H28ZM27 168V169H28ZM59 168V167H58ZM77 168V167H76ZM92 168V167H91ZM140 168V167H139ZM138 168V169H139ZM167 168V167H166ZM259 168V165H258ZM97 169V168H96ZM94 169V170H96ZM172 169H175L174 166ZM171 169V170H172ZM178 169V167H177ZM15 170V169H14ZM23 170V169H22ZM31 170V169H30ZM85 170V169H84ZM89 170V169H88ZM93 170V169H92ZM148 170V169H147ZM254 170V169H253ZM258 170V169H256ZM20 171V170H19ZM33 171V170H32ZM31 171V172H32ZM80 171V170H79ZM83 171V170H82ZM134 171H137L134 169ZM174 171V170H173ZM180 171V170H179ZM24 172V171H23ZM28 169V173H29ZM41 172V171H40ZM39 172V173H40ZM60 172V171H59ZM68 172V171H67ZM71 172V171H70ZM88 172V171H87ZM90 172V171H89ZM98 172V171H97ZM100 172V171H99ZM176 172V171H175ZM178 172V171H177ZM75 173H77L75 171ZM81 173V172H80ZM83 173V172H82ZM92 173V172H91ZM165 173V172H164ZM21 174V173H20ZM32 174V173H31ZM58 174V172H57ZM61 174V173H60ZM66 174V173H65ZM64 174V175H65ZM71 174V173H70ZM89 174V173H88ZM86 174V175H88ZM99 174V173H98ZM147 174V173H146ZM168 174V173H167ZM174 174V173H172ZM179 174V173H178ZM23 175V174H22ZM21 175V176H22ZM34 175V174H33ZM41 175V174H39ZM67 175V174H66ZM82 175V174H81ZM170 175V174H169ZM175 175V174H174ZM180 175V174H179ZM20 176V178H21ZM27 176V174H26ZM51 176V175H50ZM59 176V175H58ZM61 176V175H60ZM84 176V175H83ZM90 176V175H89ZM92 176V174H91ZM146 176V175H145ZM255 176V174H254ZM23 177V176H22ZM32 177V176H31ZM55 177V176H54ZM57 177V176H56ZM99 177V176H97ZM105 177V176H104ZM178 177V176H176ZM25 178V177H24ZM33 178V177H32ZM38 178V177H37ZM40 178V177H39ZM88 178V176H87ZM93 178V176H92ZM174 178V177H171ZM179 178V177H178ZM251 178V177H250ZM22 179V178H21ZM26 179H28L26 177ZM41 179V178H40ZM39 179V180H40ZM91 181V177L89 178ZM99 179V178H98ZM101 179V178H100ZM177 179V178H176ZM18 180V179H17ZM30 180V179H29ZM53 180V179H52ZM51 180V181H52ZM93 180V179H92ZM97 180V179H96ZM103 180V179H102ZM145 180V179H144ZM174 180V179H173ZM236 180V181H237ZM248 180V179H247ZM37 181V180H36ZM177 181V180H176ZM252 181V180H251ZM20 182V181H19ZM31 182V180H30ZM38 182V181H37ZM35 182V183H37ZM93 182V181H92ZM96 182V181H95ZM144 182V181H143ZM232 182V181H231ZM245 182V181H244ZM23 183V182H22ZM102 183V181H101ZM142 183V182H141ZM149 183V182H148ZM235 183V182H234ZM238 183V182H237ZM255 183V182H254ZM51 184V183H50ZM50 184H48L50 186ZM99 185V183H97ZM231 184V183H230ZM242 184V183H241ZM31 185V184H30ZM37 185V184H36ZM103 185V184H102ZM107 185V186H108ZM146 185V184H145ZM154 185V184H152ZM234 185V184H233ZM237 185V184H236ZM254 185V184H253ZM252 185V186H253ZM35 186V185H34ZM48 186V187H49ZM53 185L50 186V188ZM56 186V185H55ZM95 186V185H94ZM104 186V185H103ZM151 186V185H150ZM245 186V184L243 185ZM59 187V186H58ZM105 187V186H104ZM236 187V186H235ZM33 188V187H32ZM54 188V187H52ZM51 188V189H52ZM142 188V187H141ZM148 188V187H147ZM231 188V187H230ZM233 188V187H232ZM241 188V187H240ZM26 189V188H25ZM28 190L30 188H27ZM70 189V188H69ZM110 189V188H109ZM114 189V190H115ZM156 189V188H155ZM238 189V188H237ZM55 190V189H54ZM142 190V189H140ZM146 190V189H145ZM148 190V189H147ZM154 190V189H152ZM159 190V189H158ZM244 190V189H243ZM261 190V189H259ZM111 191V189L109 190ZM250 191V188H249ZM28 192V191H27ZM29 192H32L29 190ZM34 192V190H33ZM137 192V191H135ZM149 192V191H148ZM164 192V191H163ZM203 192V191H202ZM256 192V191H255ZM23 193V192H22ZM112 193V192H111ZM114 193V192H113ZM143 193V192H142ZM178 193V191H177ZM240 193V192H239ZM259 193V192H258ZM47 194V193H46ZM118 195V192L116 193ZM115 194V195H116ZM121 194V193H120ZM123 194V193H122ZM125 194V193H124ZM134 194V193H132ZM247 194V193H246ZM30 195V193H29ZM27 195V196H29ZM33 195V194H32ZM113 195V194H112ZM148 195V194H147ZM157 194V197L160 201V198L163 196ZM199 195V194H198ZM238 195V194H237ZM257 195V194H256ZM124 196V195H123ZM128 196V195H127ZM132 196V195H130ZM129 196V198H131ZM134 196V195H133ZM142 196V194H141ZM149 196V195H148ZM154 196V193H153ZM184 196V195H183ZM246 196V195H244ZM260 196V195H259ZM21 197V196H20ZM137 197V196H136ZM135 197V198H136ZM147 197V196H146ZM200 197V196H199ZM250 197V195H249ZM22 198V197H21ZM118 198V197H117ZM134 198V197H133ZM134 198V199H135ZM179 198V196H178ZM187 198V197H186ZM185 198V200H186ZM195 198V197H194ZM198 198V197H197ZM203 198V197H202ZM215 198V199H216ZM239 198V195H238ZM23 199V198H22ZM26 199V198H25ZM114 199V198H113ZM119 199V198H118ZM171 199V200H170ZM260 199V198H259ZM177 200V199H176ZM183 200V199H182ZM188 200V199H187ZM200 200V199H199ZM140 201V199L138 200ZM137 201V202H138ZM155 201V199H154ZM162 201V200H161ZM173 201V200H172ZM194 201V200H193ZM213 201V199H212ZM248 201V200H246ZM253 201V200H252ZM251 201V202H252ZM129 202V201H128ZM132 203V200L130 201ZM135 202V201H134ZM136 202V203H137ZM163 202V201H162ZM166 202V201H165ZM176 202V201H175ZM186 202V201H185ZM214 202V201H213ZM125 203V202H124ZM130 203V204H131ZM161 203V202H160ZM178 203V202H177ZM195 203V202H194ZM129 204V203H128ZM126 204V206L128 205ZM139 204V203H138ZM187 204V203H186ZM193 204V203H192ZM191 204V206H192ZM202 204V203H201ZM206 204V203H205ZM13 205V204H12ZM125 205V204H124ZM156 205V204H155ZM168 205V204H167ZM166 205V206H167ZM171 205V204H170ZM234 205V204H233ZM244 205H247L246 203ZM251 205V204H250ZM120 206V205H119ZM124 207L120 214H123L125 211H128L130 207ZM133 206V205H132ZM131 206V207H132ZM140 206V205H139ZM163 206V204H162ZM159 204L157 216L161 214L164 210ZM176 206V203H175ZM189 206V205H188ZM190 206V207H191ZM194 206V205H193ZM252 206V205H251ZM264 207V203L262 205ZM121 207V206H120ZM135 207V205H134ZM133 207V208H134ZM132 208V209H133ZM204 208V207H203ZM223 208V207H222ZM0 209V210H1ZM7 209V208H6ZM119 209V208H118ZM135 209V208H134ZM133 209V210H134ZM167 209V208H165ZM170 209V208H169ZM172 209V207H171ZM207 209V208H205ZM225 209V208H224ZM243 209V208H242ZM131 210V209H130ZM237 210V209H236ZM244 210V209H243ZM261 210V209H260ZM118 211V210H117ZM121 211V210H119ZM136 211V210H135ZM142 211V210H141ZM139 211V212H141ZM170 211V210H169ZM208 211V210H207ZM221 211V210H220ZM246 211V210H245ZM132 212V211H130ZM138 212V211H137ZM136 212V213H137ZM167 212V210L165 211ZM164 212V213H165ZM225 212V211H224ZM261 212V211H260ZM142 213V212H141ZM154 213V212H153ZM160 213V214H159ZM223 213V212H222ZM236 213V211H235ZM240 213V212H237ZM254 213V212H253ZM119 214V216H120ZM138 214V213H137ZM140 214V213H139ZM144 214V213H143ZM220 214V213H219ZM245 214V212H244ZM255 214V213H254ZM253 214V215H254ZM125 215V214H124ZM123 215V216H124ZM164 215V214H163ZM161 216V218L163 217ZM229 215V213H228ZM261 215V214H260ZM113 216V215H112ZM122 216V217H123ZM136 216V215H135ZM139 216V215H138ZM141 218L144 217L140 214ZM222 216V215H221ZM227 216V214H226ZM225 216V217H226ZM231 216V215H229ZM118 217V216H117ZM125 217V216H124ZM123 217V218H124ZM131 217V216H130ZM156 217V216H155ZM247 217V216H246ZM256 217V216H255ZM264 217V216H263ZM147 218V217H146ZM144 218V219H146ZM213 218V217H212ZM219 218V217H218ZM217 218V219H218ZM222 218V217H221ZM228 218V216H227ZM249 218V217H248ZM247 218V219H248ZM250 218H252L250 216ZM126 219V218H125ZM130 219V218H129ZM136 219V218H135ZM140 220V218H137ZM154 219V218H153ZM160 219V218H158ZM220 219V218H219ZM225 219V218H224ZM229 219V218H228ZM133 220V219H132ZM143 220V219H142ZM141 220V221H142ZM147 220V219H146ZM165 220V219H164ZM163 220V221H164ZM214 220V219H213ZM216 220V219H215ZM226 220V219H225ZM251 220V219H250ZM261 220V219H260ZM105 221V220H104ZM111 222V220H109ZM114 221V220H113ZM119 221V220H117ZM124 221V220H123ZM127 221V220H126ZM152 221V219H151ZM155 221V220H154ZM161 221V222H163ZM211 221V218H210ZM231 221H233L231 219ZM235 221V220H234ZM264 221V220H263ZM107 222V221H106ZM130 222V221H129ZM136 222V221H135ZM158 222V220H157ZM168 222V221H167ZM170 222V220H169ZM212 222V221H211ZM221 222V221H220ZM237 223V221H235ZM119 223V222H118ZM123 223V222H122ZM125 223V222H124ZM127 223V222H126ZM140 223V222H139ZM142 223V222H141ZM151 223V222H150ZM149 223V224H150ZM160 223V221H159ZM175 223V221H174ZM207 223V222H205ZM218 223V221H217ZM233 223V222H232ZM230 222V224L232 225ZM245 223V222H244ZM107 224V223H105ZM120 224V223H119ZM130 224V223H129ZM127 224V225H129ZM148 224V223H145ZM143 224V227L144 225ZM148 224V225H149ZM229 224V223H228ZM229 224V226H230ZM250 224V223H249ZM110 225V224H109ZM121 225V224H120ZM155 225V223H154ZM158 225V224H157ZM174 225V224H173ZM213 225V224H211ZM216 225V224H215ZM239 225V224H238ZM97 226V225H96ZM103 224L100 226L102 227ZM112 226V225H111ZM114 226V225H113ZM116 226V223H115ZM138 226V225H137ZM153 226V223H152ZM168 226V225H167ZM205 226V225H204ZM253 226V225H252ZM262 226V225H261ZM108 227V226H106ZM174 227V226H172ZM176 227V226H175ZM174 227V228H175ZM219 227V226H218ZM222 227V226H221ZM151 228V225H150ZM158 228V227H157ZM161 228V227H160ZM210 228V227H208ZM232 228V227H231ZM242 228V226H241ZM255 228V227H254ZM93 229V228H92ZM147 229V225H146ZM145 229V230H146ZM152 229V228H151ZM165 229V228H163ZM219 230L221 228H218ZM224 229V228H223ZM227 229V228H225ZM230 230V228H228ZM122 230V229H121ZM124 230V229H123ZM126 230V229H125ZM138 230V229H137ZM136 230V231H137ZM156 230V229H153ZM222 230V229H221ZM244 230V229H243ZM258 230V229H257ZM260 230V228H259ZM98 231V229H97ZM96 231V232H97ZM115 231V230H114ZM148 231V229H147ZM167 231V230H165ZM171 231V230H170ZM177 231V230H175ZM235 231V230H234ZM237 231V230H236ZM249 231V230H248ZM255 231V230H254ZM102 232V231H101ZM125 231H123L124 233ZM127 232V231H126ZM138 232V231H137ZM161 232V231H160ZM169 232V231H168ZM213 232V230H212ZM223 232V231H222ZM231 232V231H230ZM239 232V231H238ZM250 232V231H249ZM128 233V232H127ZM126 233V235H127ZM132 233V232H131ZM141 233V231H140ZM144 233V232H143ZM163 233V232H162ZM176 233V232H175ZM226 233V231H225ZM236 233V232H235ZM253 233V232H252ZM20 234V233H19ZM27 234V233H26ZM25 234V235H26ZM100 234V233H99ZM98 234V235H99ZM114 234V232H113ZM133 234V233H132ZM137 234V233H135ZM245 234V233H244ZM121 235V234H120ZM139 235V234H138ZM137 235V236H138ZM227 237V234H225ZM234 235V234H233ZM232 235V236H233ZM241 235V234H240ZM246 235V234H245ZM244 235V236H245ZM250 235V233H249ZM252 235V234H251ZM27 236V235H26ZM125 236V235H124ZM129 236V235H128ZM132 236V235H131ZM145 236V235H144ZM151 236V235H150ZM159 236V234H158ZM162 236V235H161ZM243 236V235H242ZM247 236V235H246ZM40 237V236H38ZM116 237V236H115ZM123 237V236H122ZM215 237V236H214ZM218 237V236H217ZM225 237V238H226ZM229 237V236H228ZM109 238V237H108ZM121 238V237H120ZM136 238V237H135ZM221 238V237H219ZM232 238V237H231ZM243 238V237H242ZM13 239V238H12ZM19 239V238H18ZM27 239V238H26ZM32 239V237H31ZM38 239V238H37ZM127 239V238H125ZM121 239L122 249L120 255L116 258L108 259L106 264H131L129 261L124 262L122 260L128 259L132 260L133 264H136V260L133 258V252L129 245L131 242H126L127 240ZM129 239V238H128ZM144 239V237H143ZM146 239V238H145ZM159 239V238H156ZM14 240V239H13ZM33 240V239H32ZM40 240V239H39ZM114 240V239H113ZM116 240V238H115ZM120 240V239H118ZM138 240V239H137ZM136 240V241H137ZM220 240V239H219ZM16 241V240H15ZM20 241V240H19ZM22 241V240H21ZM43 242V240L41 239ZM103 241V239H102ZM231 241V240H230ZM245 241V240H244ZM1 242V241H0ZM9 242V241H8ZM27 242V240L25 241ZM33 242V241H32ZM31 242V243H32ZM40 242V241H39ZM101 242V241H100ZM98 244H103L102 243ZM116 242V241H115ZM120 242V241H118ZM146 242V241H145ZM156 242V241H155ZM218 242V241H217ZM29 243V244H31ZM129 243V244H127ZM165 243V242H164ZM6 244V243H5ZM12 244V243H11ZM25 244V243H24ZM41 244V243H40ZM137 244V243H136ZM156 244V243H155ZM161 244V243H160ZM9 245V244H8ZM38 245V244H37ZM116 245V244H115ZM162 245V244H161ZM178 245V244H177ZM41 246V245H40ZM137 245L132 244V247L135 248ZM156 246V245H155ZM152 249L156 251L157 247ZM163 246V245H162ZM21 247V246H20ZM116 247V246H115ZM153 247V246H152ZM151 247V248H152ZM166 247V246H164ZM179 247V246H178ZM220 247V246H219ZM262 247V246H261ZM27 248V247H26ZM29 248V247H28ZM27 248V249H28ZM45 248V247H44ZM101 248V247H100ZM99 248V249H100ZM104 248V247H103ZM142 248V247H141ZM145 248V247H144ZM149 248V247H148ZM147 248V249H148ZM162 248V247H161ZM160 248V249H161ZM171 248V247H170ZM21 249V248H20ZM34 249V248H32ZM119 249V248H118ZM30 250V248H29ZM46 250V249H45ZM120 250V249H119ZM143 250V249H142ZM141 250V251H142ZM262 250V249H261ZM24 251V250H23ZM28 251V250H27ZM245 251V250H244ZM33 252V251H32ZM43 252V251H42ZM147 252V250H146ZM157 252V251H156ZM12 253V252H11ZM16 253V252H15ZM21 253V252H20ZM35 253V252H34ZM46 253V252H45ZM102 253V252H101ZM135 253V252H134ZM140 253V252H139ZM138 253V254H139ZM154 253V252H152ZM159 253V252H158ZM28 254V253H27ZM142 254V253H141ZM147 254V253H146ZM145 256H148L146 255ZM151 254V253H150ZM23 255V253L21 254ZM159 254L154 256L155 264H164L163 260L159 258ZM14 256V255H12ZM26 256V255H25ZM25 256L23 257L25 259ZM40 256V255H39ZM117 256V255H116ZM140 256V255H138ZM151 256H153L151 254ZM6 257V256H5ZM4 257V258H5ZM19 257V256H18ZM17 257V258H18ZM29 257H31L29 255ZM38 257V256H37ZM43 257V256H42ZM258 257V256H256ZM9 258V257H8ZM15 258V257H14ZM13 258V259H14ZM17 258H15L17 260ZM45 260V257H43ZM141 258V257H140ZM151 258V257H150ZM244 264H264V250L261 254V257L258 261L252 259V257L247 256ZM14 259V260H15ZM33 259V256H32ZM31 259V261H32ZM41 260V258L39 257ZM106 259V258H105ZM143 259V258H142ZM146 259V258H145ZM148 259V258H147ZM15 260V262H16ZM23 260V259H22ZM135 260V263H134ZM141 260V259H140ZM152 260V259H150ZM36 262V260H34ZM33 261V262H34ZM137 261H139L137 259ZM184 261V260H183ZM3 262V261H2ZM39 262V261H37ZM36 262V263H37ZM44 262V261H42ZM106 262V261H104ZM12 263V262H11ZM10 263V264H11ZM21 263V262H20ZM26 263V262H25ZM24 263V264H25ZM29 263V262H28ZM46 263V262H45ZM44 263V264H45ZM138 263V262H137ZM152 263V262H151ZM22 264V263H21ZM32 264V263H31ZM139 264V263H138Z\"/></svg>",
	"mask_w": 264,
	"mask_h": 264
}]
</instances>
